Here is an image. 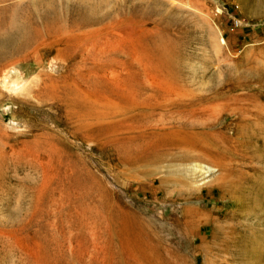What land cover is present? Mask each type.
Segmentation results:
<instances>
[{
  "label": "rangeland",
  "instance_id": "374dc122",
  "mask_svg": "<svg viewBox=\"0 0 264 264\" xmlns=\"http://www.w3.org/2000/svg\"><path fill=\"white\" fill-rule=\"evenodd\" d=\"M212 97V140L153 128ZM0 264H264V0H0Z\"/></svg>",
  "mask_w": 264,
  "mask_h": 264
},
{
  "label": "bare ground",
  "instance_id": "6f19581e",
  "mask_svg": "<svg viewBox=\"0 0 264 264\" xmlns=\"http://www.w3.org/2000/svg\"><path fill=\"white\" fill-rule=\"evenodd\" d=\"M104 22L105 21L103 20L85 17L79 22H69L68 24L60 23V29H58L63 36H67V38L73 40L72 46H74L77 51H108L114 43L111 42L110 39L104 38L103 32L107 29ZM54 24L56 25V23ZM51 25H53V23H51ZM54 26L50 28H53ZM49 30L51 31L53 29ZM214 101L215 97L203 98L199 101L198 99L188 98H167L163 103H158L155 107H150V109H156L161 112V114L159 113L161 115L159 117L161 118L156 125H153V128L158 130V133L163 132L164 134H176L178 132L182 134L185 139L183 142H188V140L191 139L208 142L215 138V134H217L215 132L216 125L210 120L215 114ZM206 103L211 105L205 106ZM146 109L148 113L152 112L154 114L155 112L151 111L149 108ZM167 116H172V120H169V118L165 119ZM196 140L195 142H198ZM183 145L182 147H185ZM194 170L198 172L200 176L207 177L213 171V168L201 164H195ZM198 186L200 188L201 184Z\"/></svg>",
  "mask_w": 264,
  "mask_h": 264
}]
</instances>
